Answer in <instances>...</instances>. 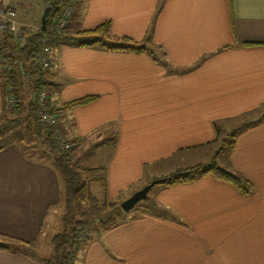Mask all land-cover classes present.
Instances as JSON below:
<instances>
[{
  "label": "crops",
  "instance_id": "obj_1",
  "mask_svg": "<svg viewBox=\"0 0 264 264\" xmlns=\"http://www.w3.org/2000/svg\"><path fill=\"white\" fill-rule=\"evenodd\" d=\"M69 3L68 34L108 21L113 36L130 37L151 52L74 41L50 48L42 88L72 158L80 165L92 144L111 143L103 198L114 200L175 167L208 161L217 138L230 134L233 144L220 155L224 167L252 188L243 193L211 174L186 184H159L147 209L85 236L75 264H264V0ZM0 4L13 7L21 24L37 28L32 17L17 11L22 0ZM1 60L0 119L12 114ZM32 80L26 74L24 87ZM84 95L96 97L60 107ZM24 97L31 98V91ZM61 204L59 171L4 133L0 233L14 241L0 250V264H43L54 235L43 230L58 222L63 228V214L54 212Z\"/></svg>",
  "mask_w": 264,
  "mask_h": 264
},
{
  "label": "trees",
  "instance_id": "obj_2",
  "mask_svg": "<svg viewBox=\"0 0 264 264\" xmlns=\"http://www.w3.org/2000/svg\"><path fill=\"white\" fill-rule=\"evenodd\" d=\"M47 3L44 28L41 25L32 31H26L21 44L17 43L7 31L0 32V58L3 64L1 77L11 97V112L15 119L28 124L30 134L36 139V147L41 156L47 158L50 164L61 174L63 181L64 213L62 215L63 228L51 238V254L42 260L43 264H75L78 251L83 247L86 234L89 236L98 232L105 225L111 224L114 214L121 210L113 200L97 197L87 192V181L83 178L81 170L77 167V161L70 154L69 148L62 147L70 143L67 140L57 139L61 135L57 125H50L37 117V104L33 98L27 99L21 96L26 74H31L30 90L33 92L41 89L45 82L43 78L47 69H43L35 58L39 52V39L46 35L53 43L74 41L80 45H98L111 50H123L136 53H151L142 43L127 37L113 36L110 33V24L103 21L88 29L68 34L64 29L57 30L55 21L61 15L69 0H44ZM95 95H84L61 104V108H72L87 104L95 99ZM49 109H54L52 106ZM13 119V120H15ZM31 127V128H30ZM2 131H0V136ZM223 139V144L214 153L208 163H201L192 167L176 170L166 176H162V185L186 184L195 178L207 174L213 175L219 180L233 184L243 193L251 191L248 180L242 179L238 174L218 165L217 157L222 149L233 144L234 134ZM91 170V169H90ZM105 200H107L105 202ZM109 208L108 210H106ZM122 211V210H121ZM14 238L0 233V250L9 249V242ZM19 241V240H15Z\"/></svg>",
  "mask_w": 264,
  "mask_h": 264
},
{
  "label": "rangeland",
  "instance_id": "obj_3",
  "mask_svg": "<svg viewBox=\"0 0 264 264\" xmlns=\"http://www.w3.org/2000/svg\"><path fill=\"white\" fill-rule=\"evenodd\" d=\"M1 5H3V4H1ZM74 5H75V3H74ZM3 6H5V5H3ZM46 6H47V3L44 0H22V4L19 6V8H17V11H19V9H20L22 11V13H25L27 20H29V17H32V19H30V20L33 21L34 23H36L35 26L38 27L40 25V23H41V16H42ZM68 6L70 7V3H69ZM70 14H71V12H70ZM22 25L27 27V31L34 30V27L30 26L29 24H22ZM66 26H67V24H66ZM66 26L64 28H66ZM48 41L50 42L51 45L54 44L53 42H51L49 40V38H48ZM152 48H156V47L152 46ZM156 50H158V48ZM27 84H28L29 87H26L27 86L26 85L21 90V92H23V93H21V96H24L25 90L27 92L31 91L30 90V84L29 83H27ZM35 92L31 91L32 97H33V94ZM46 95H47V98H48L47 100H48L49 104H51V106H53L51 100L49 99V94H48L47 91H46ZM26 101L27 100H24V102H26ZM14 117H15L14 115H12L11 113L10 114L8 113L6 116H4V118L0 119V131H2V135L1 136H3L4 133H5V135L7 134V135H10L11 137H16L22 142V146H23V148L26 149L27 152L33 153V154L40 153L39 150L36 147V139L35 138L33 139V136L30 134L31 132H30V129L28 128V124L25 123V122L18 121ZM13 119H15V120H13ZM228 136L222 137V135H221V136H219L217 138V140H216L217 142L215 143L216 150L214 151V153L223 144L222 143L223 142L222 138L228 140L229 139ZM110 144L109 143H107V144L106 143H101V142H97L94 145L92 144L91 147H89V149L86 150L85 155L80 158V160H79L80 165H79V163L77 164L78 168L86 167L88 165H92V166L95 165V166H99L100 167V168H96L95 169L96 171H94L92 169L90 171L89 170L84 171V172L81 171V173L83 175V178L87 181L86 182L87 183V192L90 195H93L92 192L96 188H98V190L101 191L100 192L101 196H99V193L96 194V196H99V197H97L99 200L103 199L102 193L104 192L103 189L105 188V169H104L105 166H104V162H105L106 154H107V152H109L108 151V148H109L108 146H110ZM227 148L228 147L225 146L222 149V151L224 152ZM214 153H213V155H214ZM209 155H211V154L207 155L208 158H210V157L211 158L208 161H206V162H200V163H196V164H191L190 166L175 167L169 173H167L165 175H162V176H166V175H168V174H170V173H172V172H174L176 170H179V169L192 167L194 165L201 164V163H208V162L211 161V159L213 157V155L212 156H209ZM220 155H221V153L217 157L216 162L218 163L219 166L224 167L223 159L225 158V154L223 156H221V157H220ZM192 161L193 160L191 159L188 162H192ZM162 176H160V177H162ZM152 180H154V179H152ZM152 180H150V181H152ZM158 186H160L158 183L155 184L154 186H152L148 190L147 196H146L145 199L139 200L127 212L123 211L122 209H121L122 211L119 210L118 213L114 214V217L112 219H114V220L125 219V218H128L129 216H134L137 213L142 212L145 209H147L149 207V204H150L148 202H149V199H151V194H152V192L154 190H156V188H158ZM134 190L132 189V190L128 191V194H126V195H122V194L118 195V197L113 200V203L116 204L117 206H119L120 202L122 200H124L125 198H127ZM106 199L108 200V198H106ZM107 200H105V202ZM108 209L109 208H107L106 210H108ZM54 210H55L54 212H57L56 214H61V213L63 214L64 213V205L61 204V205L55 207ZM59 226H60V223L58 222V225L56 226V228H54L52 230L49 229V228H45L43 230L44 231V235H50L51 233H53V231H54V234L57 233L58 231H61L62 228H60L61 226L60 227ZM86 236H89V235L86 234ZM82 241H83V239H82Z\"/></svg>",
  "mask_w": 264,
  "mask_h": 264
},
{
  "label": "built area",
  "instance_id": "obj_4",
  "mask_svg": "<svg viewBox=\"0 0 264 264\" xmlns=\"http://www.w3.org/2000/svg\"><path fill=\"white\" fill-rule=\"evenodd\" d=\"M71 8L66 6L65 9L62 11L61 15L55 22L56 29L59 31L63 29L70 16ZM7 30L14 38V40L21 44L25 33L27 31V27L20 24V22L16 19V11L11 6H3L0 4V32ZM51 44L48 41L46 35H42L39 39V52L35 61L43 68L48 69L51 65V61L49 58ZM33 100L37 104L36 114L39 119L42 121L56 126L57 125V112L54 109H49L51 104L48 102V98L46 95V90L41 88L37 90L33 94ZM9 103H11L12 99L8 97ZM50 105V106H49ZM57 139L63 141L64 137L62 135H57ZM62 147L70 148V144H63Z\"/></svg>",
  "mask_w": 264,
  "mask_h": 264
},
{
  "label": "water",
  "instance_id": "obj_5",
  "mask_svg": "<svg viewBox=\"0 0 264 264\" xmlns=\"http://www.w3.org/2000/svg\"><path fill=\"white\" fill-rule=\"evenodd\" d=\"M47 7L45 8L42 16H41V27L42 29L44 28V23H45V16H46V12H47ZM162 178H157L154 179L148 183H146L145 185H143L141 188L135 190L130 196H128L127 198H125L124 200H122L119 204L120 208L127 212L129 211L139 200L145 199L147 196V192L148 190L154 186L155 184H159L162 182Z\"/></svg>",
  "mask_w": 264,
  "mask_h": 264
}]
</instances>
